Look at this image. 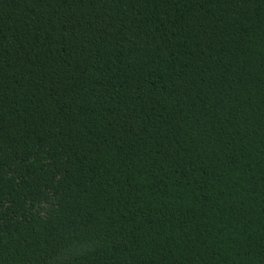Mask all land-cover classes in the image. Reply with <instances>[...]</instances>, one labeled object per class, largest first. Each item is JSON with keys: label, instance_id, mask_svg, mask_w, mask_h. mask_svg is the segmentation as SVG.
<instances>
[{"label": "trees", "instance_id": "trees-1", "mask_svg": "<svg viewBox=\"0 0 264 264\" xmlns=\"http://www.w3.org/2000/svg\"><path fill=\"white\" fill-rule=\"evenodd\" d=\"M0 264H264V0H0Z\"/></svg>", "mask_w": 264, "mask_h": 264}]
</instances>
